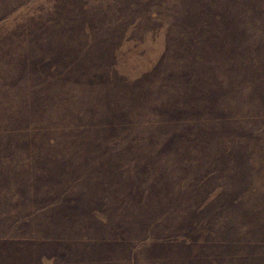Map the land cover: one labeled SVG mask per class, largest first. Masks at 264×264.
I'll return each instance as SVG.
<instances>
[{"label":"rangeland","instance_id":"rangeland-1","mask_svg":"<svg viewBox=\"0 0 264 264\" xmlns=\"http://www.w3.org/2000/svg\"><path fill=\"white\" fill-rule=\"evenodd\" d=\"M0 264H264V0H0Z\"/></svg>","mask_w":264,"mask_h":264}]
</instances>
